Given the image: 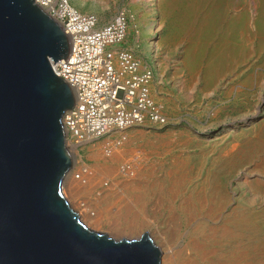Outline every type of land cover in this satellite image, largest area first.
<instances>
[{
    "label": "rangeland",
    "instance_id": "1",
    "mask_svg": "<svg viewBox=\"0 0 264 264\" xmlns=\"http://www.w3.org/2000/svg\"><path fill=\"white\" fill-rule=\"evenodd\" d=\"M67 1L94 28L123 11L124 36L107 48L152 70L149 93L167 116L76 145L94 178L78 201L143 228L90 225L65 197L79 220L114 240L147 232L179 264H264V0ZM176 158L186 168L174 184L162 175Z\"/></svg>",
    "mask_w": 264,
    "mask_h": 264
},
{
    "label": "water",
    "instance_id": "2",
    "mask_svg": "<svg viewBox=\"0 0 264 264\" xmlns=\"http://www.w3.org/2000/svg\"><path fill=\"white\" fill-rule=\"evenodd\" d=\"M70 44L34 0H0V264H161L147 232H95L62 194L63 116L75 99L51 63Z\"/></svg>",
    "mask_w": 264,
    "mask_h": 264
},
{
    "label": "built area",
    "instance_id": "3",
    "mask_svg": "<svg viewBox=\"0 0 264 264\" xmlns=\"http://www.w3.org/2000/svg\"><path fill=\"white\" fill-rule=\"evenodd\" d=\"M34 2L60 25L71 41L66 58L51 63L53 72L75 96L72 108L63 116L65 143L79 145L88 136L97 138L111 128L144 119L155 124L166 122L147 92L152 70L142 67L126 50L107 48L124 36L123 11L106 26L94 28L95 17L80 14L67 0Z\"/></svg>",
    "mask_w": 264,
    "mask_h": 264
},
{
    "label": "bare ground",
    "instance_id": "4",
    "mask_svg": "<svg viewBox=\"0 0 264 264\" xmlns=\"http://www.w3.org/2000/svg\"><path fill=\"white\" fill-rule=\"evenodd\" d=\"M239 22H241V21H239ZM234 23L235 24H237V21H234ZM191 33V32H190ZM153 44V43H152ZM196 48V47H195ZM221 49V48H220ZM223 49V48H222ZM219 48H217V49H214L213 50V53H212V56L211 57H216L217 58V60H215L216 62H218V54H219ZM223 54V53H222ZM213 59V58H212ZM216 62H215V64H213L212 63V61H211V64L212 65H210V67H209V70H212L213 68H214V66H216ZM117 62H115V64H116ZM213 71V70H212ZM153 76V75H152ZM150 82V81H149ZM149 83H148V85H147V92H148V95L150 96V93H149ZM71 89V88H70ZM72 91V93H73V90H71ZM73 96H74V93H73ZM150 98L152 99V101H154L155 102V100L150 96ZM74 99H75V96H74ZM163 114V113H162ZM165 116V115H164ZM166 118H167V116H166ZM147 120V119H146ZM145 119L142 121V122H139V123H133V124H130V125H125V126H121V127H114V128H111L108 132H111V131H119V130H122L123 128H126V127H129V126H132V125H138V124H143L145 121H146ZM155 124V123H154ZM155 125H157V124H155ZM158 126V125H157ZM159 126H162V125H159ZM89 138L88 139H86V140H83V142H81V143H84V142H88L89 140H91V137L90 136H88ZM95 138V137H94ZM67 145V148H68V150H69V155H70V161H71V164H70V167H69V169L67 170V172L65 173V176H64V178H63V180H62V182H61V191H62V194L63 195H65L64 197H66L67 199H69L71 202H72V204H74L75 205V207H77L76 209H77V212L79 213V215H81L82 216V218L88 223V224H90V225H94V226H101V225H103V224H108V226H109V228H111V230L112 229H116V230H125V231H127V233L129 234H131V233H133L135 230H138V229H142L143 227V225H142V223L141 222H139V221H131V220H126V219H122L121 221H119V220H117V219H107L105 216H106V214H108L109 213V211L108 210H106V208H102L101 210L99 209L98 211H93V213L90 211V209H89V205L88 204H85V203H80L79 201H78V197H80V196H78V193L80 192V191H83V189L84 190H88V188L90 187V185H91V182L93 181V176L92 177H90L89 176V173L90 172H86V169H80L79 168V165L77 164V157H76V154H77V151H76V149H77V146L76 145H73V144H69L68 145V143H66ZM101 150V149H100ZM117 149H115V150H112V151H110V153H109V155H110V157L111 158H113L114 160H116V158H118V157H116V154H118L117 153V151H116ZM101 152V151H100ZM118 152H119V154H120V151L118 150ZM103 153V152H102ZM105 153V152H104ZM103 153V154H104ZM135 153V152H134ZM118 154V155H119ZM132 154H133V152H132ZM99 155H101V154H99ZM108 155V156H109ZM122 155V154H121ZM120 155V156H121ZM95 156V155H94ZM104 156V155H103ZM119 156V158H121ZM102 157V156H101ZM109 157V158H110ZM107 158V157H106ZM110 158V159H111ZM118 158V159H119ZM177 159V158H176ZM186 166V162H185V160H183V159H177L176 161L174 160L173 162H172V165H171V169L169 170V171H164L163 173V175H162V177H163V179H166V180H169L170 179V181L171 182H173L174 184L177 182H179L180 180H183L185 177V175H184V169L186 168L185 167ZM76 171H78V174L76 173L75 175H74V173L76 172ZM88 171V170H87ZM80 173V174H79ZM90 174H92V173H90ZM94 174V173H93ZM80 177L81 179L80 180H78V179H76V177ZM132 180V179H131ZM136 181V180H135ZM94 182V181H93ZM92 182V183H93ZM132 182H134V179L132 180ZM131 182V183H132ZM214 193L216 194L217 193V191L214 189ZM219 194V193H218ZM217 195V194H216ZM195 198L197 199V200H201V201H203L202 200V198H204V196L203 195H201V194H197L196 196H195ZM189 201H190V199H189ZM114 206V205H113ZM110 208V207H109ZM115 208V207H114ZM111 209H113V208H111ZM110 209V210H111ZM116 209H118V208H116ZM114 211V210H113ZM120 211V210H119ZM114 213V212H113ZM146 213V212H145ZM116 214H117V212H116ZM121 224H123V226L121 225ZM224 229V228H223ZM110 231V230H109ZM227 234H231L232 233V230H228V232H226ZM148 234V233H147ZM149 236V235H148ZM151 239V238H150ZM153 242V241H152ZM154 245L155 246H157L155 243H154ZM157 248H158V250H159V253H160V257H161V255H163V258H160L159 257V259H160V263H161V259H163L164 260V262H165V264H179L180 263V261H181V258L180 257H178V256H175V255H170L168 252H165L164 254L161 252V249H160V247L159 246H157ZM232 264V263H231ZM236 264V263H235Z\"/></svg>",
    "mask_w": 264,
    "mask_h": 264
}]
</instances>
